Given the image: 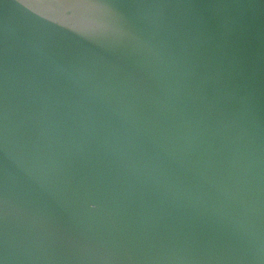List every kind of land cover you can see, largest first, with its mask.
<instances>
[{"label": "water", "instance_id": "95a60500", "mask_svg": "<svg viewBox=\"0 0 264 264\" xmlns=\"http://www.w3.org/2000/svg\"><path fill=\"white\" fill-rule=\"evenodd\" d=\"M0 264H264V0H0Z\"/></svg>", "mask_w": 264, "mask_h": 264}]
</instances>
